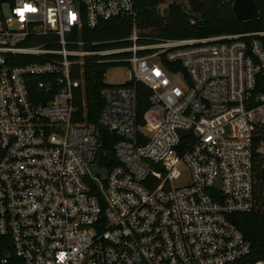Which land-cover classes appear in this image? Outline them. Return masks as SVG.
I'll return each mask as SVG.
<instances>
[{
    "label": "built area",
    "instance_id": "2783aa9c",
    "mask_svg": "<svg viewBox=\"0 0 264 264\" xmlns=\"http://www.w3.org/2000/svg\"><path fill=\"white\" fill-rule=\"evenodd\" d=\"M137 16L136 0H0V264H252L233 216L256 209L264 31L156 41ZM116 19L127 37H87ZM94 61L129 80L104 83L89 122Z\"/></svg>",
    "mask_w": 264,
    "mask_h": 264
},
{
    "label": "trees",
    "instance_id": "16d2710c",
    "mask_svg": "<svg viewBox=\"0 0 264 264\" xmlns=\"http://www.w3.org/2000/svg\"><path fill=\"white\" fill-rule=\"evenodd\" d=\"M183 1L187 3V7L174 1L169 3L166 14H163V6L167 0H136L139 30L156 41L202 39L264 31V0H255L260 16L248 22H239L236 19L232 9L234 0ZM131 30L132 23L129 19H116L102 23L94 32L88 33L87 37L97 40L122 39L127 37ZM107 69L108 65L96 61L85 68L86 107L80 110L89 122H97L103 106L100 90L105 83L104 74ZM139 89V108L143 112L149 105L150 94L143 86ZM102 141V150L113 153L111 145ZM254 176L256 209L250 214L233 216V222L252 246V264L264 260V155L258 154L254 157Z\"/></svg>",
    "mask_w": 264,
    "mask_h": 264
},
{
    "label": "water",
    "instance_id": "95a60500",
    "mask_svg": "<svg viewBox=\"0 0 264 264\" xmlns=\"http://www.w3.org/2000/svg\"><path fill=\"white\" fill-rule=\"evenodd\" d=\"M233 13L239 22H248L256 20L260 16V12L255 0H234ZM167 8L164 9L163 14H166ZM187 133H182L185 136ZM111 160V153L108 151L101 152L99 155V167H104Z\"/></svg>",
    "mask_w": 264,
    "mask_h": 264
},
{
    "label": "rangeland",
    "instance_id": "374dc122",
    "mask_svg": "<svg viewBox=\"0 0 264 264\" xmlns=\"http://www.w3.org/2000/svg\"><path fill=\"white\" fill-rule=\"evenodd\" d=\"M174 1L177 3H182L184 6L187 7V3L183 0H167L166 4L163 7L167 8L169 3ZM164 24H167V22H164ZM169 40L176 41L179 39H169ZM128 80H129V68L126 65H116V66H111L107 70L105 74L104 82L107 85H118V84L126 83ZM99 173L102 177L107 176V170H100Z\"/></svg>",
    "mask_w": 264,
    "mask_h": 264
},
{
    "label": "snow or ice",
    "instance_id": "6c2138e0",
    "mask_svg": "<svg viewBox=\"0 0 264 264\" xmlns=\"http://www.w3.org/2000/svg\"><path fill=\"white\" fill-rule=\"evenodd\" d=\"M21 18H23L24 13L21 11L20 13Z\"/></svg>",
    "mask_w": 264,
    "mask_h": 264
}]
</instances>
